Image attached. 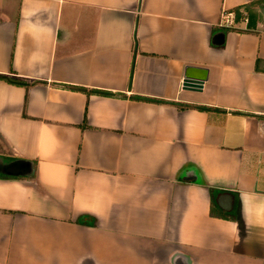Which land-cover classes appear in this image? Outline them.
I'll list each match as a JSON object with an SVG mask.
<instances>
[{"label": "crops", "instance_id": "obj_1", "mask_svg": "<svg viewBox=\"0 0 264 264\" xmlns=\"http://www.w3.org/2000/svg\"><path fill=\"white\" fill-rule=\"evenodd\" d=\"M263 5L0 0V264H264Z\"/></svg>", "mask_w": 264, "mask_h": 264}, {"label": "water", "instance_id": "obj_2", "mask_svg": "<svg viewBox=\"0 0 264 264\" xmlns=\"http://www.w3.org/2000/svg\"><path fill=\"white\" fill-rule=\"evenodd\" d=\"M262 14L264 16V8L262 9ZM224 38V34L219 32L212 37V42L214 44H221ZM199 72V71H198ZM206 79L205 74L196 73V70L191 67H187L184 71L183 76V87L190 90H200L202 82ZM19 167L23 168V173L26 176H31L33 174V164L29 160L18 159ZM181 178L186 181H192L199 185L205 184L201 176L194 168H186L180 174ZM168 264H192L190 258L184 253L180 251H176L171 253L167 258Z\"/></svg>", "mask_w": 264, "mask_h": 264}, {"label": "trees", "instance_id": "obj_3", "mask_svg": "<svg viewBox=\"0 0 264 264\" xmlns=\"http://www.w3.org/2000/svg\"><path fill=\"white\" fill-rule=\"evenodd\" d=\"M250 5H253V4H249V6ZM134 43H136V37L135 36H134ZM0 79L6 81L8 83H11V84L24 86L26 89L28 87L32 86L33 84L37 83V81H35V82L34 81H32V82L31 81H27L26 79L17 76L13 72H10L9 74H1L0 73ZM70 88L74 89V90H78V91L84 92L87 95H89V94H99V95H109V96L114 95L111 92L104 91V90H99V89H92V88H85V87H75V86H70ZM135 98H138V97H135ZM144 99L148 100L147 98H144ZM155 101H158V100H155ZM180 105L182 107H189L190 106L188 104H180ZM195 107L198 108V109H202V110L209 109L208 107H205V106H195Z\"/></svg>", "mask_w": 264, "mask_h": 264}, {"label": "built area", "instance_id": "obj_4", "mask_svg": "<svg viewBox=\"0 0 264 264\" xmlns=\"http://www.w3.org/2000/svg\"><path fill=\"white\" fill-rule=\"evenodd\" d=\"M263 7H264V5H263ZM222 16H223V18H222V24L225 26H229L232 22H233V17H232V15L231 14H228V13H226V12H223L222 13Z\"/></svg>", "mask_w": 264, "mask_h": 264}, {"label": "rangeland", "instance_id": "obj_5", "mask_svg": "<svg viewBox=\"0 0 264 264\" xmlns=\"http://www.w3.org/2000/svg\"><path fill=\"white\" fill-rule=\"evenodd\" d=\"M260 14L257 15V17L259 16Z\"/></svg>", "mask_w": 264, "mask_h": 264}]
</instances>
